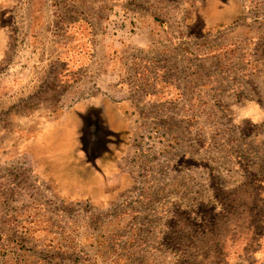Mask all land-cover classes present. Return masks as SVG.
<instances>
[{"label": "rangeland", "instance_id": "rangeland-1", "mask_svg": "<svg viewBox=\"0 0 264 264\" xmlns=\"http://www.w3.org/2000/svg\"><path fill=\"white\" fill-rule=\"evenodd\" d=\"M232 1L209 18L206 0H21L16 52L0 66V264H181L190 229L204 234L224 192L264 183V120L235 125L232 111L251 100L264 110V0ZM32 3L44 10L35 33ZM77 19L93 56L65 88L49 80L77 42ZM32 97V112L9 113ZM85 98L120 124L104 110V121L91 110L78 119L70 107ZM79 129L88 154L55 164L78 181L81 159L120 150L110 194L48 177L24 151L43 152L34 140L61 149L58 133Z\"/></svg>", "mask_w": 264, "mask_h": 264}, {"label": "trees", "instance_id": "trees-1", "mask_svg": "<svg viewBox=\"0 0 264 264\" xmlns=\"http://www.w3.org/2000/svg\"><path fill=\"white\" fill-rule=\"evenodd\" d=\"M232 4V0H206L207 6L205 8V16L211 18L218 15L219 12L224 14L227 10V7H229L230 9L229 5ZM81 22L85 25L88 24L86 20L77 19L71 24L70 27H68V32L71 34L73 33V42L77 41L78 43L74 42L73 45L69 48V50L66 52L65 58L62 60L60 66L57 68V73L53 74L49 80L51 82L56 80L57 82H61V84L65 83V88L66 86L68 87L70 82H73L77 78H79V71L83 67H86L91 64L93 56V46L92 40L89 37V31L88 33L81 34V37L78 38V32L81 28ZM12 26V30H16L15 19L12 23ZM235 26H237V24L230 27ZM85 29L90 30L89 26H86ZM13 37V40L15 41L16 35H14ZM52 91L54 90L52 89ZM61 91H63V88L61 89ZM41 93L42 95L48 96L50 94V89H43V92ZM158 93H161V91ZM91 94L93 93L89 92L87 97H92ZM99 95H102L103 97L106 96L103 94ZM250 102L255 101L251 100ZM105 103L106 102L104 101L97 103L92 99L85 98L83 99V101L75 103L70 108H72L71 110L77 113L76 116H79L78 119L84 116L83 112L91 110L90 113L92 114L97 111L101 113L99 120L104 121L103 119L105 115L103 114L102 110H104L106 113V109L104 107ZM110 104L112 103H109V105ZM19 110H14L9 113L11 115H16L17 113L32 112L33 97L29 100V102L25 103L24 109L23 104H21ZM108 116L112 117L116 116V114L108 113ZM92 117L96 119L95 116L92 115ZM247 121L251 122L250 120ZM90 122L92 124V127H96L98 125V120L96 125L94 119ZM120 126L121 125H119V131H121L120 129H122ZM73 128L74 127H72V129ZM51 131L59 130H49L46 127L45 130H42L40 135L44 134L50 136ZM80 131L81 129H79V134L76 133L77 137L75 136V134L74 136L71 135V132L67 134L65 133V131H60L58 135L61 138L57 142H60L59 147L61 149L55 151L48 149L49 153H47V143H45V145L39 140H34V144H40L42 146L43 152L41 154L34 155L32 149H25L24 151L29 152L27 153V155L29 156L31 161L33 162L34 160L37 165L43 168L44 174L48 177H56L57 180L62 181H67L66 179H68L72 181L71 183L73 184V186L80 185L83 191L88 190V194L91 193L90 190L95 191V193H98L99 191H105L106 193L110 194L112 192L111 187L116 184L113 183V181H115V178H119L121 175H124L123 172L120 171L121 168L117 165V158L119 157L120 150H118V152L112 156L110 161H107L105 157H99V153H104V151L101 149L95 150V153L92 152L93 157L92 159H90V162H85L84 159H81V161L83 160V162L82 164L79 163L80 168H78V170L74 172L75 176L80 175L78 181L71 180L68 174H71L73 172L67 171V169L63 170L65 166L58 170L57 165L55 164L58 163L59 165H63L65 159L73 160L70 159L73 157V155L69 154V156H67V151L73 152L75 150L76 154L77 150L79 153L76 155H80V153L82 155L88 154L87 151H82L83 147L80 138L83 133L82 131ZM2 133L3 129L0 125V137ZM4 133L5 136L7 134L8 136H14V132H7L5 128ZM78 135H80V137ZM47 138L49 139V137ZM68 138H70V140ZM57 142H55L54 145ZM66 143L68 144V146L64 147ZM75 157L77 158L75 160H79V158H81L80 156ZM108 163H110V166H107ZM79 170H82V172H79ZM99 171H101L103 175L99 176ZM87 175L90 176V180L85 179ZM92 184L96 186H91ZM263 188L264 183H261L259 188L256 190L252 184L248 182H243L242 184L234 187V189L224 192V194H222V198L220 199L219 204L214 206V218L212 219L213 223L209 224L206 228L202 230L204 234H200L201 230L196 225H194L193 228L190 229V231H192L193 233V237L190 239L193 240V246L190 247V253L185 254L187 255V257L181 262V264H264V262L258 260V258L256 257V253L258 251L264 250V192H262ZM96 196L98 195L96 194ZM177 221L176 224H179L180 219H178ZM169 240L171 241V243H173V246H181L182 244L180 233L175 234L174 238ZM194 240H199L200 242L197 244ZM203 246H206V248L203 249ZM202 250L205 252L203 254L204 256L201 252H199Z\"/></svg>", "mask_w": 264, "mask_h": 264}, {"label": "crops", "instance_id": "crops-1", "mask_svg": "<svg viewBox=\"0 0 264 264\" xmlns=\"http://www.w3.org/2000/svg\"><path fill=\"white\" fill-rule=\"evenodd\" d=\"M21 0H0V66H7L11 63L12 56L16 52V46H17V39L14 41L13 36H17V7L20 4ZM33 3L31 4V33H35L36 30L40 27L39 22L37 20V23L35 22V18L39 17L41 13H43V9L35 10L33 9ZM35 8V6H34ZM16 22V30H12L13 26L12 23ZM26 63V62H25ZM20 68L23 69L22 66ZM2 72V70L0 71ZM23 73H25V70H23ZM30 94L33 95V92ZM87 112V111H86ZM111 113L109 109H106V114ZM83 115L85 113L83 112ZM81 116V114H80ZM117 119L119 123L118 116H112V118ZM57 125L53 128L56 130ZM52 128V129H53ZM82 188V187H81Z\"/></svg>", "mask_w": 264, "mask_h": 264}, {"label": "clouds", "instance_id": "clouds-1", "mask_svg": "<svg viewBox=\"0 0 264 264\" xmlns=\"http://www.w3.org/2000/svg\"><path fill=\"white\" fill-rule=\"evenodd\" d=\"M233 123L242 125L245 120H250L252 124H258L264 120V110L260 109L254 102H248L244 105L233 104ZM258 260L264 262V250L256 253Z\"/></svg>", "mask_w": 264, "mask_h": 264}]
</instances>
